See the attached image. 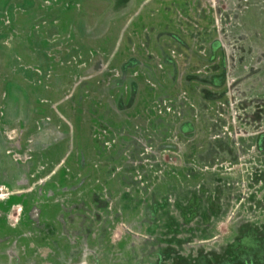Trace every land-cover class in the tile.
Listing matches in <instances>:
<instances>
[{
	"label": "water",
	"instance_id": "obj_1",
	"mask_svg": "<svg viewBox=\"0 0 264 264\" xmlns=\"http://www.w3.org/2000/svg\"><path fill=\"white\" fill-rule=\"evenodd\" d=\"M152 45L158 52L155 64L151 58H129L105 90L117 92V115L125 118L121 130L106 113L93 132L100 151L109 155L107 182L102 175L100 183L84 191L91 172L71 185L62 168L59 185L43 198V209L37 208L39 202L31 205L28 215L37 212V220L27 215L22 225L30 226L38 245H49L52 264H59L57 253L68 264H138L152 256L165 257V264H215L223 256L233 257L230 264H264V244L253 251L241 249L246 239L264 230V125L244 107L255 101L240 96L241 81L232 79L220 40L191 52L176 34L162 31ZM176 45L198 55L202 69L189 74L190 63L179 66L176 56L182 54ZM123 148L137 155V162L127 156L111 169L109 160ZM165 154H175L181 166L165 164ZM79 171H85L82 154ZM24 203L17 204L26 207ZM44 214L49 216L43 221ZM152 217L166 220V227H144ZM2 220L0 238L11 242L10 251L13 244L22 250V233ZM221 225L227 235L219 232ZM118 227L121 238L114 243L112 232Z\"/></svg>",
	"mask_w": 264,
	"mask_h": 264
},
{
	"label": "rangeland",
	"instance_id": "obj_2",
	"mask_svg": "<svg viewBox=\"0 0 264 264\" xmlns=\"http://www.w3.org/2000/svg\"><path fill=\"white\" fill-rule=\"evenodd\" d=\"M162 31L176 34L191 52L220 40L232 79L241 81L240 96L255 101L242 106L264 125V0H0V217L22 233L17 251L23 264H52L49 245H38L34 231L22 222L32 204L39 202L37 208L43 209L62 168L71 185L91 172L84 191L103 180L109 155L92 139L94 129L106 113L121 130L125 124L123 115L112 112L117 92L105 90L129 58L156 63L152 41ZM176 47L182 54L176 56L179 66L190 63L189 74L202 69L198 55ZM248 70L252 73L243 78ZM131 152L120 150L109 160L111 169L127 156L137 162ZM163 161L181 166L175 154H165ZM138 177L143 181L142 173ZM23 202L26 207L17 204ZM29 215L38 218L37 212ZM218 230L227 232L224 225ZM121 233L119 227L112 232L114 243ZM10 243L4 242V249Z\"/></svg>",
	"mask_w": 264,
	"mask_h": 264
},
{
	"label": "flooded vegetation",
	"instance_id": "obj_3",
	"mask_svg": "<svg viewBox=\"0 0 264 264\" xmlns=\"http://www.w3.org/2000/svg\"><path fill=\"white\" fill-rule=\"evenodd\" d=\"M117 109H118V106L116 105V101H115V104L112 108V112L117 114ZM115 123H116V121H115ZM121 126H123V125H121ZM243 148H244V146L241 145L242 150H243ZM221 157H222L221 154L216 155V158H218V159H221ZM125 172L129 173L128 169H126ZM98 209H99L98 205L97 206L93 205V210L95 211V213L99 212V211H97ZM151 219H152V221H150V220L146 221V226L143 223L142 227L144 225V227L147 228V226L149 224H154L155 226H157L158 229H162V228L166 227V220L162 221L158 217H152ZM2 235L3 234H0V237ZM4 242L5 241H3L0 238V264H6L5 262H7V261L8 262L12 261L11 264H20V253L17 251V247H15V244H13V248H11V251H10V247H12V245L10 243L9 247L7 248V254H5L6 251L4 250V246H5ZM244 242L245 243L242 245L241 249L246 250V251H253V250L257 249L259 247V243L264 244V230L261 231L259 234H255L253 237L246 239ZM11 252H13L14 257L12 259H9ZM56 256H57L56 260L58 261L59 264H68V258L65 257L63 253H59V254L57 253ZM152 257H149L148 259H145V260L142 259L141 261H139L138 264H165V261H164L166 259L165 257H158V256H156L155 258H152ZM6 258H7V261L5 260ZM231 258H233V257L223 256L215 264H228L230 262Z\"/></svg>",
	"mask_w": 264,
	"mask_h": 264
},
{
	"label": "crops",
	"instance_id": "obj_4",
	"mask_svg": "<svg viewBox=\"0 0 264 264\" xmlns=\"http://www.w3.org/2000/svg\"><path fill=\"white\" fill-rule=\"evenodd\" d=\"M226 229H227V228H226ZM221 232H222V230H221ZM222 233H224V232H222ZM226 233H227V232H226ZM226 233H225V234H226ZM226 235H227V234H226Z\"/></svg>",
	"mask_w": 264,
	"mask_h": 264
}]
</instances>
